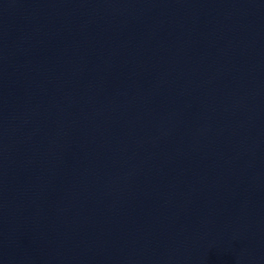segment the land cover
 Wrapping results in <instances>:
<instances>
[{"label": "water", "instance_id": "1", "mask_svg": "<svg viewBox=\"0 0 264 264\" xmlns=\"http://www.w3.org/2000/svg\"><path fill=\"white\" fill-rule=\"evenodd\" d=\"M0 264H264V0H0Z\"/></svg>", "mask_w": 264, "mask_h": 264}]
</instances>
